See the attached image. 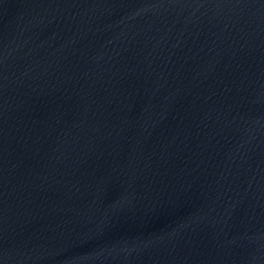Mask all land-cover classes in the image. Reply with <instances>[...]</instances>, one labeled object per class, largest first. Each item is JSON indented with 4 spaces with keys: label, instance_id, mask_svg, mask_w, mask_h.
<instances>
[{
    "label": "water",
    "instance_id": "water-1",
    "mask_svg": "<svg viewBox=\"0 0 264 264\" xmlns=\"http://www.w3.org/2000/svg\"><path fill=\"white\" fill-rule=\"evenodd\" d=\"M0 264H264V0H0Z\"/></svg>",
    "mask_w": 264,
    "mask_h": 264
}]
</instances>
